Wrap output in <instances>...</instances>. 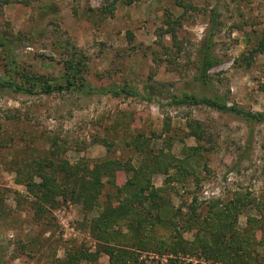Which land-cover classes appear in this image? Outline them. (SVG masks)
Instances as JSON below:
<instances>
[{
    "label": "rangeland",
    "instance_id": "obj_1",
    "mask_svg": "<svg viewBox=\"0 0 264 264\" xmlns=\"http://www.w3.org/2000/svg\"><path fill=\"white\" fill-rule=\"evenodd\" d=\"M211 32L204 82L197 68ZM263 38L264 0H0V80L28 92L0 89V264H109L98 246L136 248L143 264H234L204 252L218 242L206 224L217 213L232 215V235L246 237L240 255L249 258L235 263L264 264V124L172 101L219 96L227 107L264 113ZM73 48L84 80L40 94L31 78L65 86ZM189 127L200 139L187 138ZM141 151L194 172L181 183L174 171L151 177L166 201L163 221L176 226L144 236L151 246L180 239L183 251L154 253L123 223L113 231L125 235L124 247L97 240L90 229L108 195L124 197L107 180L96 187L98 209L76 201L91 196L84 188L95 166L138 169ZM42 172L60 182L53 201L27 185ZM127 178L118 172L116 186Z\"/></svg>",
    "mask_w": 264,
    "mask_h": 264
},
{
    "label": "trees",
    "instance_id": "obj_2",
    "mask_svg": "<svg viewBox=\"0 0 264 264\" xmlns=\"http://www.w3.org/2000/svg\"><path fill=\"white\" fill-rule=\"evenodd\" d=\"M168 35L171 36L173 41V48L176 50V53L179 55L181 53V42L178 41L177 35L174 29L168 30ZM214 32H211L209 37L206 39V48L205 54L202 58V61L199 62L198 71L201 72V79L204 82L206 81V73L209 68H211L214 64V60L210 55V44L211 38ZM258 51L264 53V38L259 43ZM69 57L68 61L64 63V77H65V86H53L52 83L45 79L44 77H33L31 81L33 82L32 85L39 89V93L42 95H51L54 93H62L64 91H68L72 88H75V82L77 80H84L82 76V70L84 69L85 63L82 62V59H79L78 51L73 48V52L67 54ZM76 80V81H75ZM85 87V86H84ZM4 88H14L15 91L26 92V90H22L21 87L16 86L13 83H7L0 80V89ZM30 91V90H29ZM104 91V90H103ZM88 92L96 93L95 90H88ZM33 93V92H29ZM106 93H111L114 96H118L120 93H124L125 95H130L131 93L125 92L124 90L121 91H107ZM135 95V94H131ZM174 104L180 106H196V107H206L212 109L216 112L220 113H227L232 114L237 117H240L250 123H258L264 124V113H251L245 112L244 110L237 108V107H227L226 101L219 96H215L213 98L204 97L201 99H196L189 96H184L180 99H173ZM187 138L193 137L195 140L200 139V135L196 129L189 127L186 132ZM136 151H140L136 148ZM141 155L143 154V164L140 165L138 169H132L130 167L126 168V164H102L99 166H95L92 175L95 177L93 180H89L87 182V187L84 188V192L90 194L91 196H87L81 194L77 196L76 201H84L86 207L89 210H92L96 205V197L98 195L97 186H101L102 180H107L111 183L112 186H115L117 189V195L121 197L124 195L122 199L114 198L113 194L108 195L107 197V204L105 207H102V211L99 214V217L92 222L91 226V233L94 235L97 240L104 242L106 244L114 241L119 245H123L122 240L120 239L123 237L126 239L125 235L121 232L113 231V226L117 225L118 223H123L126 225L127 232L131 237L135 235L139 242L142 243L145 240L147 243V247L153 248L155 252H176L177 250L183 251V243L182 240H176L174 243L164 242L158 243L156 245H148L150 244V239L145 238V233L152 231L151 227H159L161 229H170L171 227H175L176 223L173 220H164L162 218L163 211L165 210V199L164 196L161 195V191L154 188L151 184V177L155 174H162L167 176L171 171H174V178L173 182H179L185 178L188 180L189 176H193L192 169L183 165H178L175 168V164H173L174 160L168 158V156L163 155L161 152L160 156L154 161L151 159L149 152L141 151ZM59 168L51 167V174L55 175ZM124 171V174L129 178H127L126 182L122 186H116L115 179L116 174L118 172ZM66 177H70L71 174H67L63 172ZM39 182L36 184L32 182V178H30V182L28 185L29 189H35L40 193H44L46 196H51L53 201V196H55V192L59 191L60 183L56 177L47 174V172H42L37 174ZM31 177V176H30ZM74 179H76L74 177ZM167 178L165 182L170 181ZM116 201L115 204H113ZM94 206V207H93ZM237 207L233 208L236 210ZM98 209V207H95ZM192 213L194 211H191ZM230 214L224 213H217L213 214L210 220H207V225H212V229L217 231L214 236L216 237L217 243L215 246L209 247L206 251V254L210 255L215 261H222V262H231L236 264L235 262L238 259L248 260V256H241L242 249L244 246V242L246 241V237L242 235L241 238H238L235 235H232L234 229H232L231 225V217ZM235 217V216H234ZM184 222H181V226ZM228 224V226H227ZM230 224V225H229ZM186 225V224H185ZM189 226L184 228V231L187 230ZM142 235L144 238L143 240L140 238ZM240 240V242H239ZM238 242V243H237ZM127 245V244H124ZM188 246L187 244H185ZM124 247V246H122ZM136 248H132V250H128L127 248L119 249L114 247L104 248L102 246H98V252L104 253L109 258V264H143V262H139L138 255L136 254L138 250Z\"/></svg>",
    "mask_w": 264,
    "mask_h": 264
}]
</instances>
